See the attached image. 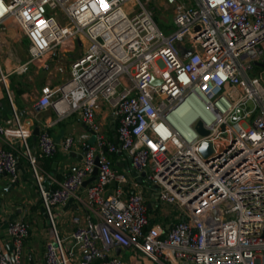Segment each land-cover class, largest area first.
<instances>
[{
    "label": "built area",
    "instance_id": "obj_1",
    "mask_svg": "<svg viewBox=\"0 0 264 264\" xmlns=\"http://www.w3.org/2000/svg\"><path fill=\"white\" fill-rule=\"evenodd\" d=\"M153 1L173 10L169 33L156 22ZM11 19L30 53L11 72L0 59V84L12 102L13 72L45 63L53 50L85 47L69 79L43 86L39 99L45 108L67 101L68 112L78 113L96 134L74 171L46 184L30 148L31 127L15 108V125L0 120L6 142L0 175L19 181L16 145L22 144L54 232L44 264H125L116 250H135L156 262L264 264V0H0V26ZM188 99L204 104L205 121L197 118L180 133L170 117ZM101 101L114 108L117 142L107 139L97 119ZM198 120L209 134L199 133ZM37 137L41 157L70 153L75 144L73 136L56 142L45 128ZM203 142L212 144L208 157ZM119 152L130 157L137 176L132 181L114 167L110 154ZM97 157L96 178L84 186ZM149 189L184 217L168 228L152 223ZM72 198L85 200L96 217L72 216V231L62 237L54 212ZM30 233L25 219L10 223V259L0 241V264H25Z\"/></svg>",
    "mask_w": 264,
    "mask_h": 264
},
{
    "label": "crops",
    "instance_id": "obj_2",
    "mask_svg": "<svg viewBox=\"0 0 264 264\" xmlns=\"http://www.w3.org/2000/svg\"><path fill=\"white\" fill-rule=\"evenodd\" d=\"M81 47L82 49H75L76 51L73 52L59 49L53 50L45 58V63L40 66L35 64L37 65L35 68H29L22 73L23 83L11 82L9 84V89L13 84L12 89H10L11 95H13V102L10 98H7L6 88L0 84V120L3 124L12 126L16 124L13 115L15 108L24 123L29 125L32 130L37 126L40 130L45 128L56 142H60L67 136H73L75 140L70 153L58 151L53 157H41L39 155L38 137L36 139H34V136L30 138L31 151L38 158V169L47 177L46 184H50V178L55 181H61L69 172L81 164L84 147L91 138L89 127L85 126L81 121L80 115L76 112H68L69 104L67 101H60L56 105L47 108L39 105L43 86L58 87L69 79L72 62L76 57L81 56L85 50V47ZM79 50H82L81 54H79ZM48 61L52 62L48 64ZM31 69L32 71L30 72ZM24 81L35 83L34 89L28 91ZM184 103L174 112L170 117L171 119H173ZM96 115L107 139L117 142V120L112 104L106 101L99 102L96 107ZM5 146V139L0 135V147ZM16 148L20 154L21 175L19 181L12 184L6 175H0V241L3 244V248L10 252L11 242L7 234V228L14 219H25L31 228L30 236L25 242L27 244L25 264H44L45 244L54 237V232L44 212L38 190L33 184L32 167L28 161L26 150L20 143L16 145ZM110 157L114 167L124 172L129 181L137 177L136 172L132 169L130 157L126 153H111ZM112 187L114 186L111 184L107 192H111ZM20 188L24 190V193L18 198L16 193L20 192ZM157 194L156 189L147 190V203L151 222L163 224L168 228L173 222L182 219L184 216L182 211L178 210L176 206L161 203ZM82 195L84 199V191H82ZM54 213L58 221L57 224L61 225V231L58 230V232L62 233L63 236H68L72 231V216L76 214H91L94 218L96 217L86 207L85 200L82 201L79 198H72L66 206L56 208ZM114 253L119 254L125 264H193L178 259L156 262L137 253L135 250H116Z\"/></svg>",
    "mask_w": 264,
    "mask_h": 264
},
{
    "label": "rangeland",
    "instance_id": "obj_3",
    "mask_svg": "<svg viewBox=\"0 0 264 264\" xmlns=\"http://www.w3.org/2000/svg\"><path fill=\"white\" fill-rule=\"evenodd\" d=\"M150 6H151V8H153L155 20L158 23L161 30L164 33H169L170 31H172L175 28V23H174V18H173V10L171 9V7L163 6V5H161V3H158L157 1H153L150 4ZM4 25L5 26H0V59H1L2 64L4 63V65H6L5 66L6 68L4 67V65H3V67L5 69H8L9 72H11L13 70V68H15V66L25 63L30 58L29 41L27 40V38H25L21 34V32L19 30V26L15 22V20L11 19L8 22H6ZM70 42L72 45V49H74L75 48L74 43L72 42V40ZM80 48L82 49V47H80V46L78 48H75V49H80ZM59 50H60V48H59ZM81 51L82 50L78 51L79 54H81ZM49 60H51V59L49 58ZM50 62H52V61H48V64H50ZM41 64H38V66H40ZM36 66L37 65H35V63H32V64H30L29 68L33 69ZM32 69L30 70V72L32 71ZM21 75L22 74H18V73L13 72L9 76V84L11 82L23 83ZM25 84H26V88L28 89V91H30L31 89H34L33 87H34L35 83L25 82ZM12 85L10 86V89H12L11 88ZM191 102H192V104H191ZM191 102L186 104V106H184L183 109H180L178 112H176L173 119H170L171 124L180 133H182L184 130H188V125L192 121H194L195 119H197L199 117L203 118L202 117L203 113H204L203 112V109H204L203 104L198 103L199 101H197V100H193ZM253 107H254V103L252 101H250L247 105V108L252 109ZM22 108H24V107H22ZM258 112H259V110L256 111L255 115ZM223 137H225V135H223ZM33 179H34V173H33ZM33 184L37 188L36 181H33ZM33 189H34V187H33ZM18 190H19V188H18ZM23 193H24V190L22 188H20V192L16 193V196L19 198L20 195ZM57 228L59 231H61L60 230L61 229L60 224H57ZM60 235L62 237H64L62 235V233H60ZM25 242H24V248H23V253H22V259L24 261L26 259L25 254H26V247H27V244ZM4 253L10 259V256L8 255L7 250L4 249ZM71 264H75V263L71 262Z\"/></svg>",
    "mask_w": 264,
    "mask_h": 264
},
{
    "label": "water",
    "instance_id": "obj_4",
    "mask_svg": "<svg viewBox=\"0 0 264 264\" xmlns=\"http://www.w3.org/2000/svg\"><path fill=\"white\" fill-rule=\"evenodd\" d=\"M258 65H263L262 63L260 62H256ZM158 82V80L156 78H153L152 80V83H156ZM196 128L197 130L199 131V133L201 135H207L209 134V130L206 129L203 125V122L201 120H198L197 123H196ZM40 132V128L37 126L35 127V129L33 130V136H34V139L37 138L38 134ZM89 132L91 133V138L88 140V143L85 145L84 147V151L88 150L89 147L91 145H93L96 141V134L94 133V131L89 128ZM201 152L203 153L204 156L208 157L212 152H213V149H212V144L211 142H203L202 146H201ZM98 163H99V158L97 157L96 158V166L94 168V171H93V175L92 177H90L89 179H87L85 182H84V186H87L91 181L95 180L96 178V175L98 173ZM75 169H73L72 171H74ZM145 173L143 172L142 175H144ZM141 180V178H139ZM112 185L115 186L116 185V182L113 181L112 182ZM218 214V211L217 210H214L213 211V215L216 216Z\"/></svg>",
    "mask_w": 264,
    "mask_h": 264
},
{
    "label": "bare ground",
    "instance_id": "obj_5",
    "mask_svg": "<svg viewBox=\"0 0 264 264\" xmlns=\"http://www.w3.org/2000/svg\"><path fill=\"white\" fill-rule=\"evenodd\" d=\"M193 100H197V101H199L198 103L203 104V103H202L200 100H198V99H192V100H191V99H188V100L185 101V103H184V105L181 107V109H183L184 106H186V104L190 103V102L193 101ZM194 102H195V101H194ZM191 104H192V102H191ZM180 106H181V105H180ZM187 106H188V105H187ZM203 106H204V104H203ZM204 107H205V106H204ZM178 108H179V107H178ZM178 108H177V109H178ZM177 109H176V110H177ZM204 109H205V108H204ZM176 110H175V111H176ZM173 114H174V113H173ZM173 114H172V115H173ZM202 117H203V116H202ZM199 118H200V117H199ZM170 119H171V118H170ZM200 119H202L203 121H205V118H204V117H203V118H200ZM184 131H185V130H184ZM184 131H183L182 133H184Z\"/></svg>",
    "mask_w": 264,
    "mask_h": 264
},
{
    "label": "trees",
    "instance_id": "obj_6",
    "mask_svg": "<svg viewBox=\"0 0 264 264\" xmlns=\"http://www.w3.org/2000/svg\"><path fill=\"white\" fill-rule=\"evenodd\" d=\"M7 98L9 99L8 94H7Z\"/></svg>",
    "mask_w": 264,
    "mask_h": 264
},
{
    "label": "snow or ice",
    "instance_id": "obj_7",
    "mask_svg": "<svg viewBox=\"0 0 264 264\" xmlns=\"http://www.w3.org/2000/svg\"><path fill=\"white\" fill-rule=\"evenodd\" d=\"M41 24H43V22H41Z\"/></svg>",
    "mask_w": 264,
    "mask_h": 264
}]
</instances>
